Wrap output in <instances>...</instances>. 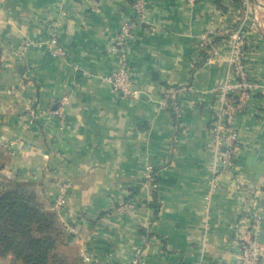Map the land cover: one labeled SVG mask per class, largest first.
<instances>
[{
  "label": "crops",
  "instance_id": "crops-1",
  "mask_svg": "<svg viewBox=\"0 0 264 264\" xmlns=\"http://www.w3.org/2000/svg\"><path fill=\"white\" fill-rule=\"evenodd\" d=\"M133 1L0 0V142L14 143L1 173L35 184L68 243L79 255L88 247L92 259L82 264H128L143 242L141 264H237L234 224L246 219L258 237L264 229V172L247 163L264 159V87L236 115L234 171L222 169L225 148L214 138L216 86L231 72L239 29L245 62L264 81V0H142L145 23L127 62L145 95L128 100L103 78L121 62L111 47ZM204 34L213 39L207 50ZM52 35L66 56L44 45ZM170 87L180 89L178 115ZM122 199L132 211L116 213Z\"/></svg>",
  "mask_w": 264,
  "mask_h": 264
},
{
  "label": "built area",
  "instance_id": "built-area-1",
  "mask_svg": "<svg viewBox=\"0 0 264 264\" xmlns=\"http://www.w3.org/2000/svg\"><path fill=\"white\" fill-rule=\"evenodd\" d=\"M194 2L195 0H189ZM132 10L134 16L123 19L119 32L116 36V41L111 47L112 51L119 55L121 62L115 68H112L106 76V81L114 93L120 97L128 100H139L145 95L144 91L137 87L131 75V70L127 62V53L130 48V41L135 33V30L143 26L144 22V2L142 0H134L132 2ZM227 32V31H225ZM246 36L239 29L231 37V48L228 62L230 64L229 76L221 81L216 86V94L220 102V109L218 115L213 122V133L217 148L222 145L224 151L220 156V163L224 170L238 169V151L240 150V135L236 129V115L239 113H246L255 91L264 87V81L257 78L246 64L245 47ZM25 46L32 45L31 41H26ZM40 44V43H37ZM44 45L54 56H66L67 51L59 43L57 36L52 35L46 39ZM199 46L202 49H208L213 46V39L209 34H204ZM180 89L178 87H170L166 91V99L170 100L174 108V112L178 115L181 111L179 101ZM55 116L63 118V111L58 109L53 111ZM5 147V152L11 154L13 152V142H0ZM152 168L147 166L145 176L149 178ZM218 186V177L213 175L209 182V192L214 193ZM68 184L61 186L60 191L54 197V208L61 209L66 202ZM209 195L206 196V199ZM133 210L131 201L122 199L118 201L115 211L118 214L127 213ZM235 236L237 242L238 263L237 264H261L264 262V244L258 240V228L256 225L248 224L246 219L237 221L234 224ZM70 230L73 231L72 228ZM146 244H140L132 259L128 264H141L144 255ZM80 257L82 263H86L92 259L88 247L83 246L80 249ZM0 264H9L2 262Z\"/></svg>",
  "mask_w": 264,
  "mask_h": 264
},
{
  "label": "trees",
  "instance_id": "trees-1",
  "mask_svg": "<svg viewBox=\"0 0 264 264\" xmlns=\"http://www.w3.org/2000/svg\"><path fill=\"white\" fill-rule=\"evenodd\" d=\"M8 158L0 146V256L9 257V264H82L57 212L46 206L35 184L1 173ZM150 180L156 182L154 176Z\"/></svg>",
  "mask_w": 264,
  "mask_h": 264
},
{
  "label": "water",
  "instance_id": "water-1",
  "mask_svg": "<svg viewBox=\"0 0 264 264\" xmlns=\"http://www.w3.org/2000/svg\"><path fill=\"white\" fill-rule=\"evenodd\" d=\"M247 163L252 167L257 177H259L264 172V159L258 161L256 156L252 155L249 157V161ZM258 240L260 243L264 244V229L261 230Z\"/></svg>",
  "mask_w": 264,
  "mask_h": 264
},
{
  "label": "rangeland",
  "instance_id": "rangeland-1",
  "mask_svg": "<svg viewBox=\"0 0 264 264\" xmlns=\"http://www.w3.org/2000/svg\"><path fill=\"white\" fill-rule=\"evenodd\" d=\"M0 146L3 148V150L5 149V147H4L3 145L0 144ZM4 151H5V150H4ZM7 154H8V153H7ZM8 155H10V154H8ZM5 261L9 263V257H8V258L6 257V260H5Z\"/></svg>",
  "mask_w": 264,
  "mask_h": 264
}]
</instances>
